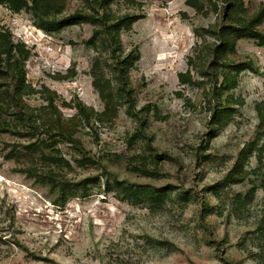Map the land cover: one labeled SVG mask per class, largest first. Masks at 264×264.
<instances>
[{
  "label": "rangeland",
  "instance_id": "rangeland-1",
  "mask_svg": "<svg viewBox=\"0 0 264 264\" xmlns=\"http://www.w3.org/2000/svg\"><path fill=\"white\" fill-rule=\"evenodd\" d=\"M0 264H264V0H0Z\"/></svg>",
  "mask_w": 264,
  "mask_h": 264
}]
</instances>
